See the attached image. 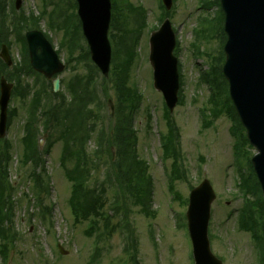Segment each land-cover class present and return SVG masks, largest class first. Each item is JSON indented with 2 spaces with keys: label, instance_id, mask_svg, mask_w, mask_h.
I'll return each mask as SVG.
<instances>
[{
  "label": "rangeland",
  "instance_id": "obj_1",
  "mask_svg": "<svg viewBox=\"0 0 264 264\" xmlns=\"http://www.w3.org/2000/svg\"><path fill=\"white\" fill-rule=\"evenodd\" d=\"M130 1L135 6H144L148 11L150 28L160 26L161 10L158 0ZM208 2L211 3L214 0H208ZM6 5L7 14L9 12L11 15L13 3L11 5L9 1L6 2ZM21 9L26 13L38 15L44 9V4L41 0H23ZM67 10L68 12L60 8L62 17L58 21L61 24V29L52 30L49 28V18L54 12V8L51 6L47 7L48 15L41 24L42 30L52 38L55 49L62 50L61 58L64 62L70 57L69 40L63 29L65 25L69 24L68 16H71V6ZM217 10V7L212 8L211 6L204 10L200 0H176L171 10L173 13L172 24L177 35V48L179 49L176 56L182 68L184 84L183 102L172 114L179 129L178 148L187 175L186 181L177 182L175 193L179 199H174L169 190V175L171 176L172 173L171 161L164 162L162 160L163 150L160 136L167 131V128L163 117V97L153 89V71L149 64L150 30L145 32L137 49L140 58L132 69L131 85L137 86L144 95V103L137 113L135 121L138 133L137 149L140 158L148 162L149 175L154 179L153 209L157 213L155 219H150L144 214H140L139 209L131 208L130 228L133 230V239L137 242L136 249L141 264H194L188 229H181L178 224L185 223L183 218L187 212L186 202L189 199L191 187H197L205 179L211 182L217 194V199L212 205L209 228L210 234L215 239L212 243L214 255L223 260L224 264H258V253L251 236L238 229V216L244 202L238 188L239 173L233 155L234 138L231 135L230 120L224 114L215 121L212 119V125L205 128L200 117V112L210 99L211 94L207 85L201 86L200 82L201 74L210 68L206 54L213 52L215 56H218L222 37L219 27L215 34H211L214 36L210 35L207 39L197 38L195 30L201 29L199 25L201 17L213 18ZM65 12L68 16L65 15ZM14 15H18L17 12ZM69 35L71 36L70 32ZM78 41L80 46L73 52L74 57L70 61V70L59 76L63 82L78 74L84 80L88 78L87 83L90 80V74L94 73L88 64L76 65V58H81L82 49L85 48L82 38ZM61 42L66 44L65 48L61 47ZM195 45L199 46L200 52L203 53L201 59L196 57L198 47ZM221 47H224V43ZM11 55L14 61L22 58L19 42L13 43ZM12 73L13 71L9 72V74ZM97 77L98 75H96ZM96 82H93L90 87L96 88V101L101 104V112L95 114L98 121L91 122L93 134L87 143L88 145L90 143V156L98 148L100 139L102 143L104 141V147H108L107 138L111 134L110 140L113 139V128L116 125V117H112L111 114V108L113 106L116 108L117 105L112 84L107 83L108 96L106 97L100 88L102 82L100 77ZM66 94H68L67 91ZM109 100L112 103L109 104ZM10 106L19 108V114L13 118L7 132V139L14 145L10 182L16 189L14 231L18 236L9 248L8 260L5 264H90L89 261L96 251L95 243L98 241L100 231L104 230V224L100 223L101 230H96L89 237L86 234L90 228L88 223L74 224V218L67 202L71 194V185L66 180L64 170L60 166L64 142L58 141L56 137L52 141V153L47 159L48 173L52 178V194L48 198L47 204L52 206L53 210L51 217L43 220L40 211L35 206L37 200L32 192L33 184L26 179L25 170L19 168L22 150L20 142L24 135L23 127L27 117V105L24 99L18 97L17 99L12 98ZM148 112L152 115V128L148 127ZM47 139L48 135L42 130L38 137L39 142L43 141L41 143L42 150L47 145ZM246 149L249 153L251 152L250 154L256 153L250 147ZM110 150L113 153L115 148L112 147ZM106 174V167L103 166L100 172L94 175L95 184L98 183L100 186L105 181ZM108 195L111 199L113 194L109 192ZM179 217L181 220L183 219L182 222H179ZM50 219H52L53 225L49 224ZM123 221L121 214L113 219V225ZM129 232L124 229L116 231L111 237L103 236L104 239L99 237L102 239L99 242L100 254L95 264H117L118 260L123 259L130 241ZM59 246L67 251V256L60 254ZM0 264H4L1 255Z\"/></svg>",
  "mask_w": 264,
  "mask_h": 264
},
{
  "label": "trees",
  "instance_id": "obj_2",
  "mask_svg": "<svg viewBox=\"0 0 264 264\" xmlns=\"http://www.w3.org/2000/svg\"><path fill=\"white\" fill-rule=\"evenodd\" d=\"M8 1L10 0H0V44L3 41L9 44L6 39L11 31L17 35V41L21 42L23 61L9 75L10 80L15 81L17 86H21L24 78L41 77L30 66L24 33L29 30L40 29L41 21L47 15V11L46 9L43 10L41 16L33 13L26 16L24 13L14 15L15 12L12 10V16H10L6 12V2ZM48 1L54 6L75 2L74 0H43L45 3ZM206 1L207 6L218 7V11L215 19H201V29L197 31V38L207 39L211 34H215L217 27H219L222 37L221 42L224 43L226 41V36L223 32L224 16L220 9L219 0H214L211 3L208 0ZM112 3L113 17L110 32V40L113 46L112 70L108 81L102 78L100 88L102 93L107 97V83H111L117 98L116 125L113 128V139L110 140L111 134H109L107 138L108 147H104V141L102 143L100 139L98 148L93 152V155L86 154V139H89L90 134H88L87 129L88 121L87 119H85L86 122L84 121L83 110L89 104H94L95 109L88 111V116H91L100 111L101 104L96 105V88L93 87V89L95 88V91H93L90 87L93 82H96V75L99 72L96 67L91 65L89 51L84 48L86 50L82 49V58L87 63H90V68L94 73L91 74L90 80L87 83L88 78L84 80L79 76L67 83V90L72 97L70 102L66 99V96L61 94L55 95L52 89L48 92L45 88H42L43 90H37L34 93L26 125L27 134L23 140L25 148L21 162L24 166L29 164L33 166L29 170V177L34 180L36 190H39L37 193L38 200L43 204L44 200L41 196L49 194V176L45 167V160L38 148V125L41 123L45 127V130L53 135L62 126L66 133L64 137H69V141H66L62 162L65 167L70 162V168L66 167L67 177L74 184L70 206L77 223H91V233L101 230L99 227L100 222H105L106 226L103 232L100 231L99 233V237L102 239H104L103 236H112L117 230L130 229L128 221L130 208H140V213L147 217L155 218L156 216L155 212L152 211L154 195L153 179L148 174L147 163L141 161L138 157L135 148L136 137L132 131L134 115L140 108L142 96L135 88L129 86L132 68L137 58L136 50L144 30L147 28V12L142 6L133 5L130 0H112ZM73 4L72 8L75 12L76 5L75 3ZM74 12L69 16L72 20V28L69 31L67 30V25L64 27L67 36H69V32L71 33L72 42L69 43L71 57L75 48L80 46L78 42L79 37H82L81 24ZM166 16L169 15L166 14ZM61 17V11L55 10L50 16L49 28L52 30L61 29V24L58 21ZM197 47L196 56L201 58L203 53L200 52L199 46ZM206 55L210 59L212 58L213 64L211 63L210 70L204 73L201 78L210 88L211 97L202 110V117L207 122V127L208 125H212V119L215 121L224 114L235 123L234 130L237 142L235 151L242 153L240 162L245 161L246 163V165H240L241 190L245 196L252 198V200L248 201V204L252 208H247L244 211L240 228L256 233L254 236L261 244L259 247L262 253V264H264V203L259 183L251 165L249 166L251 154L246 148L250 146L229 98L228 84L222 75L220 63L223 61V54L222 52L218 53L219 57L214 55L212 57L208 53ZM76 61L77 63L82 62L81 60ZM7 71L8 69L0 61V76ZM30 90L31 86L27 84L26 94H29ZM42 95H45L47 102L43 103ZM59 98H62V104L56 102ZM13 114L15 113H11V116ZM166 119L168 133L163 137V147L165 158L174 160L170 180L171 191L174 192L175 183L179 180L185 181L187 175L178 148L179 131L168 112L166 113ZM84 131L86 132L85 135ZM2 143L0 141V238L5 243L1 246V253L6 258L8 245L13 243L15 239V234L11 233L9 227L13 224L14 202L13 188L9 183V167L12 159L11 146L8 143H4V145ZM112 147L115 148L114 154L110 150ZM46 152L48 153L49 149ZM102 163L105 164L101 165ZM103 166L109 170L107 181L100 187L101 189L91 188L92 172L94 174L99 173ZM106 185H109L114 190V197L111 202L107 196ZM107 206H109V209L105 211ZM121 213L124 214L126 224L111 226L112 219ZM91 217L93 219L90 220ZM135 245L136 241H132L134 255L132 254L130 260L132 264H139L135 255Z\"/></svg>",
  "mask_w": 264,
  "mask_h": 264
},
{
  "label": "water",
  "instance_id": "obj_3",
  "mask_svg": "<svg viewBox=\"0 0 264 264\" xmlns=\"http://www.w3.org/2000/svg\"><path fill=\"white\" fill-rule=\"evenodd\" d=\"M84 35L91 49V57L104 76H109L111 45L108 31L111 21V0H77ZM171 9L172 0H163ZM225 13V33L228 37L224 51L223 72L230 84V97L240 120L247 129L248 139L258 154L252 164L264 197V0H220ZM21 0H17V8ZM32 65L51 79L65 67L60 63L50 43L39 32L27 34ZM150 62L154 68V85L164 94L174 110L178 102L179 74L173 56L175 35L167 20L150 41ZM41 52L40 54L38 52ZM2 58L11 65L8 49L3 47ZM60 81H54L57 92ZM13 86L4 79L1 83L0 138L5 137L7 109ZM216 196L208 181L195 189L190 198L187 218L193 240L196 264H221L210 249L208 226L211 205Z\"/></svg>",
  "mask_w": 264,
  "mask_h": 264
}]
</instances>
